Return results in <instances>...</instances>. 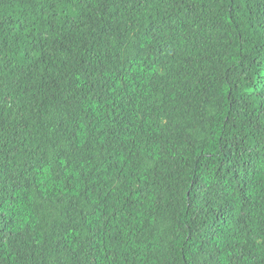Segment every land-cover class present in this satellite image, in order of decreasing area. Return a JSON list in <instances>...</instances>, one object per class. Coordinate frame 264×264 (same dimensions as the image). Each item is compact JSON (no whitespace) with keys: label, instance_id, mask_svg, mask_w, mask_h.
Listing matches in <instances>:
<instances>
[{"label":"trees","instance_id":"trees-1","mask_svg":"<svg viewBox=\"0 0 264 264\" xmlns=\"http://www.w3.org/2000/svg\"><path fill=\"white\" fill-rule=\"evenodd\" d=\"M0 264H264V0H0Z\"/></svg>","mask_w":264,"mask_h":264}]
</instances>
